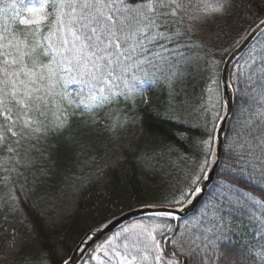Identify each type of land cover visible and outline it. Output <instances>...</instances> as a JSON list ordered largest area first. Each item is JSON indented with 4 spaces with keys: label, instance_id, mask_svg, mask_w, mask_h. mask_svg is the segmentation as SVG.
<instances>
[{
    "label": "trees",
    "instance_id": "trees-1",
    "mask_svg": "<svg viewBox=\"0 0 264 264\" xmlns=\"http://www.w3.org/2000/svg\"><path fill=\"white\" fill-rule=\"evenodd\" d=\"M42 2L46 0H0V45H6L13 33L17 39L30 35L37 25H24L20 21L36 19L28 8H39ZM186 2L195 19L187 21L191 26L192 65L182 75L178 73L169 79L170 72L148 67L143 71L133 69L125 77L127 83L118 81L119 87L113 89L127 94V99L117 95L103 108L97 110L94 105L91 112H86L84 105L91 103L88 86L75 83L74 72L63 73L64 98L51 102L46 118L55 121L60 110L66 109L67 124L59 130L50 128L38 140L22 141L19 156L9 154L0 144V264H62L86 232L97 224L137 206L175 205V200L186 199L181 193L199 175L201 161L193 142L203 138L205 124L211 129L214 121L216 130L218 127L219 120L215 117L221 111L223 62L264 17V0H227L222 12L211 11L221 0ZM6 4L9 7L5 10ZM39 27L44 28L46 35V26ZM262 41L264 32L254 44ZM250 48L238 64L243 63ZM236 72L235 67L232 80L236 103L221 167L230 162L226 155L228 145L249 115L239 108ZM153 73L155 82H151ZM133 74L139 79H133ZM141 80L149 82L141 85ZM213 80L217 83L213 84ZM4 124L6 121L0 116V125ZM214 149L215 146L213 152ZM221 178L219 169L216 181ZM249 190L264 200L259 187ZM201 206L180 220L176 235L187 236L196 231L193 217ZM251 211L260 216L259 211ZM141 225L174 230L175 220L147 216L131 221L101 240L83 264H125L121 257L128 256L131 260L129 253L141 255L132 249L137 234L143 238ZM133 226H137L134 233L123 231ZM257 229L258 225L245 219L233 237L238 241L234 247L260 250L264 246V233ZM241 260L240 256L229 257L230 264H240ZM132 264L152 262L136 260ZM207 264L219 262L208 259Z\"/></svg>",
    "mask_w": 264,
    "mask_h": 264
},
{
    "label": "snow or ice",
    "instance_id": "snow-or-ice-1",
    "mask_svg": "<svg viewBox=\"0 0 264 264\" xmlns=\"http://www.w3.org/2000/svg\"><path fill=\"white\" fill-rule=\"evenodd\" d=\"M226 3L227 0H221L211 11H224ZM8 7L4 5L5 10ZM28 12L39 15L20 23L37 27L19 39L13 33L6 45H0L3 49L0 51V116L6 121L0 125V144L15 156L21 153L22 141L38 140L50 128L59 130L67 124L66 109L60 110L55 121L46 118L51 102L64 98L63 73L74 72L73 81L88 86L91 103L85 104L83 110L91 112L94 105L97 110L103 108L117 95L128 98L127 94L113 89L119 87L118 81L126 84L125 77L133 69L143 71L148 67L170 72L171 79L192 65L191 26L187 21L195 17L191 16L186 0H46L39 8H28ZM39 25L46 26V35ZM261 27L264 20L257 31ZM235 67L239 108L249 115L229 143L226 155L230 162L223 167V141L216 135L214 121L211 129L205 124L203 138L193 142L201 156L199 175L192 178L188 190L181 196L189 203L193 197H208L193 217L196 231L185 236L175 234L179 228L141 225L143 238L137 234L132 244V249L141 255L129 253L131 260L128 256L121 257L125 264L149 259L152 264H207L208 259L230 264V256L242 257L240 264H264V246L258 251L234 247L238 241L233 239L245 219L258 225L257 230L264 233V200L249 190L259 187L264 193V41L253 44L243 63ZM132 78L139 79L134 74ZM147 82L140 81L141 85ZM151 82H155L154 73ZM225 86L229 87L227 80ZM219 103L221 111L215 118L227 123L233 111L232 100L223 96ZM13 109L17 111L14 113ZM210 165L213 172L220 169L222 178L206 192L207 186L199 185L206 174L211 182ZM174 203L183 205L184 200L177 199ZM251 209L259 211L260 216ZM157 215L171 220L178 218L174 211L167 209ZM136 227L123 231L134 233ZM164 237L167 240L162 244Z\"/></svg>",
    "mask_w": 264,
    "mask_h": 264
},
{
    "label": "water",
    "instance_id": "water-1",
    "mask_svg": "<svg viewBox=\"0 0 264 264\" xmlns=\"http://www.w3.org/2000/svg\"><path fill=\"white\" fill-rule=\"evenodd\" d=\"M262 20H264V18ZM261 21L256 23L250 29V31L246 34L242 42L228 54V56L226 57L224 61V65H223L222 73H221L223 96H226L232 100L233 111H232V115L229 117L228 122L224 123L220 120L218 128H217L216 135L220 138L221 141H223V148H224L226 134L229 129L230 121L233 116L234 108H235V91H234V88L231 82V71H232V68L235 62L239 59L242 53L251 45V43H253V41L256 40V38L264 30V27H261L260 30L257 31V27L260 25ZM225 80L228 81L229 87L225 86ZM225 111H227V108H225ZM215 152H216V148H215ZM221 154L223 155V149L221 151ZM218 170L219 168L216 169L215 172H213V168L211 166L210 169L208 170V173L212 174L211 182H209V180L207 179V174H206L205 178L200 183L199 185L200 187L207 186L206 192L210 189V187L215 182L216 177L218 175ZM205 196L206 195H204L202 198L193 197L191 203H189V200L187 199L184 201L183 205H180V204L142 205V206L134 207L129 210H125L122 213L101 222L100 224L94 226L89 231H87L86 234L82 237L80 242L75 247L69 259L66 260L67 264H81L84 261L85 257L87 256V254L89 253V251L98 241L110 235L114 230H116L121 225L131 220H134L136 218H140V217L148 216V215L158 216L157 213L162 212L165 209L169 211H174L176 216L178 217L177 219H175L176 221L175 228H174L175 230L178 228L179 220L193 213L199 207V205L201 204ZM182 209H187V210L182 211ZM170 235H173V233Z\"/></svg>",
    "mask_w": 264,
    "mask_h": 264
},
{
    "label": "rangeland",
    "instance_id": "rangeland-1",
    "mask_svg": "<svg viewBox=\"0 0 264 264\" xmlns=\"http://www.w3.org/2000/svg\"><path fill=\"white\" fill-rule=\"evenodd\" d=\"M37 16V15H36ZM146 228H152V226H150V227H146ZM142 231H143V229H142ZM103 250H105L106 251V249H103ZM129 259V258H128ZM130 260V259H129Z\"/></svg>",
    "mask_w": 264,
    "mask_h": 264
}]
</instances>
